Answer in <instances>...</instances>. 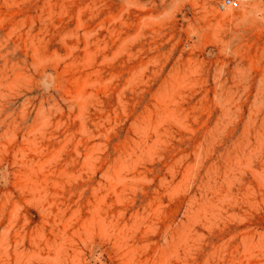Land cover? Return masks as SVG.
I'll list each match as a JSON object with an SVG mask.
<instances>
[{
  "label": "rangeland",
  "instance_id": "obj_1",
  "mask_svg": "<svg viewBox=\"0 0 264 264\" xmlns=\"http://www.w3.org/2000/svg\"><path fill=\"white\" fill-rule=\"evenodd\" d=\"M219 2L0 0V264H264V0Z\"/></svg>",
  "mask_w": 264,
  "mask_h": 264
},
{
  "label": "built area",
  "instance_id": "obj_2",
  "mask_svg": "<svg viewBox=\"0 0 264 264\" xmlns=\"http://www.w3.org/2000/svg\"><path fill=\"white\" fill-rule=\"evenodd\" d=\"M239 5V0H220L219 2V8L221 10H226L228 8H237L239 7Z\"/></svg>",
  "mask_w": 264,
  "mask_h": 264
},
{
  "label": "bare ground",
  "instance_id": "obj_3",
  "mask_svg": "<svg viewBox=\"0 0 264 264\" xmlns=\"http://www.w3.org/2000/svg\"><path fill=\"white\" fill-rule=\"evenodd\" d=\"M260 5V4H259Z\"/></svg>",
  "mask_w": 264,
  "mask_h": 264
}]
</instances>
